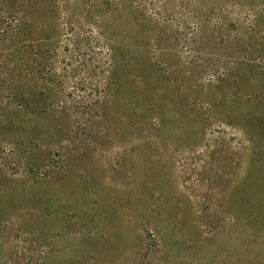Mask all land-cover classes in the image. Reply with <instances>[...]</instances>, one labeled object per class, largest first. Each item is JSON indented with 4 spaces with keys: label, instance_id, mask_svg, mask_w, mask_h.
<instances>
[{
    "label": "rangeland",
    "instance_id": "obj_1",
    "mask_svg": "<svg viewBox=\"0 0 264 264\" xmlns=\"http://www.w3.org/2000/svg\"><path fill=\"white\" fill-rule=\"evenodd\" d=\"M0 264H264V0H0Z\"/></svg>",
    "mask_w": 264,
    "mask_h": 264
}]
</instances>
